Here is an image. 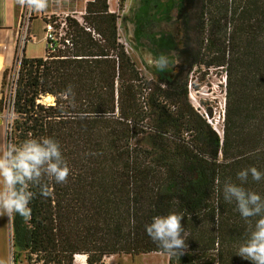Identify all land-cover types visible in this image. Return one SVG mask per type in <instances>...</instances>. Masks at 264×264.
Wrapping results in <instances>:
<instances>
[{
	"label": "trees",
	"instance_id": "trees-1",
	"mask_svg": "<svg viewBox=\"0 0 264 264\" xmlns=\"http://www.w3.org/2000/svg\"><path fill=\"white\" fill-rule=\"evenodd\" d=\"M173 5L145 1L134 16L136 40L178 54L172 69H156L155 82L142 77L118 44V17L107 0L87 2L82 22L66 18L61 48H45L39 59L16 57L8 100L0 97V114L11 109L6 142L50 137L69 168L64 183L45 177L47 197L30 189V217H10L16 258L74 264L80 255L86 264H101L111 256L163 254L168 264H251L238 249L258 217L242 218L235 202L224 200L223 187L229 180L241 185L243 169L264 172V0H178L181 49L174 36L147 32L149 11L161 12L156 21L163 22ZM204 41L205 66L225 73L221 135L188 101L187 77L203 64ZM69 85L73 94L61 95ZM47 98L52 101L44 103ZM142 138L149 150L134 144ZM241 186L264 198V179L249 174ZM170 212L184 216L186 249L179 256L145 231L154 216Z\"/></svg>",
	"mask_w": 264,
	"mask_h": 264
},
{
	"label": "clouds",
	"instance_id": "clouds-1",
	"mask_svg": "<svg viewBox=\"0 0 264 264\" xmlns=\"http://www.w3.org/2000/svg\"><path fill=\"white\" fill-rule=\"evenodd\" d=\"M21 6L34 11H43L48 6V0H18ZM145 62L159 70L174 66L175 60L169 56H153L151 52L144 53ZM69 85L61 95H72ZM251 175L254 181L264 179V172L256 167L243 169L237 173L241 185ZM69 175V168L62 157L59 143L50 137L30 138L17 145L8 141L0 145V212L9 216L19 214L23 218L31 215L29 204L35 193L30 189L39 187L40 195L47 197L49 191L45 181L54 179L56 183H64ZM226 181L223 187V198L226 202H235L241 217L249 220L258 217L238 249V255L251 264H264V198L243 186ZM181 213L170 212L167 215H157L145 226L146 234L158 244V247L169 255L179 256L186 249L184 228Z\"/></svg>",
	"mask_w": 264,
	"mask_h": 264
},
{
	"label": "rangeland",
	"instance_id": "rangeland-1",
	"mask_svg": "<svg viewBox=\"0 0 264 264\" xmlns=\"http://www.w3.org/2000/svg\"><path fill=\"white\" fill-rule=\"evenodd\" d=\"M69 3L71 0H67ZM76 2V0H73ZM161 1V0H160ZM165 1V0H162ZM174 5L171 11L167 15V20L163 22L156 21L157 18L153 19L147 26V32L158 37L162 34H170L179 41V49L182 48L183 30L181 25L175 19L177 2L178 0H171ZM78 9L72 8L65 12L68 14V18L75 19L82 22V16L84 15V8L88 0H79ZM108 9L111 13H114L117 17L116 31L118 37V44L124 49L126 54L130 57L135 67L145 80L155 82L156 75L155 71L157 68L149 66L144 60V53L151 52L153 56L160 54L169 56L171 60H175L178 63V54L175 52H161L153 47L147 40L140 39L136 40L134 37L135 30V18L138 8L142 3V0H124L120 3V0H107ZM25 14L23 22L21 23L22 38L17 40V55L21 57V50L23 42H25V33L27 31V24L30 8L25 6ZM193 30L190 33L193 44L197 43L194 28L196 23L200 22L198 12L193 14L190 18ZM31 29L30 35L35 37L36 40H40L43 36V24L40 21L30 20ZM26 56H41L45 50V44L36 42L33 38L26 39ZM25 42V43H26ZM199 43V42H198ZM198 46H200L198 44ZM201 56L198 58L200 66H195L192 72L187 77V89H188V101L190 102L193 109L199 113L206 122L215 131L221 132V126L223 122V114L225 110V96H226V80L224 69L219 68H207L205 65L208 63L206 54L208 53L207 43L204 41L201 44ZM18 64V63H15ZM13 65L11 69L7 71L5 78L0 81V97L1 95L5 100H8L12 81L15 79V72L17 65ZM174 66L164 69L169 71ZM166 76L172 78L174 73H167ZM51 98L45 99L44 103H50ZM207 110H211L213 117L207 116ZM0 122L6 127V124L11 122V109H4L3 113L0 114ZM216 126L215 129L214 127ZM134 144L143 149H150L149 143L146 138L138 139ZM17 250L12 252V264H28L25 255L20 254L16 258ZM14 260V262H13ZM101 264H168V256L163 254H147L138 256H111L103 258Z\"/></svg>",
	"mask_w": 264,
	"mask_h": 264
},
{
	"label": "crops",
	"instance_id": "crops-1",
	"mask_svg": "<svg viewBox=\"0 0 264 264\" xmlns=\"http://www.w3.org/2000/svg\"><path fill=\"white\" fill-rule=\"evenodd\" d=\"M78 1L79 0H76V2H74L71 0L69 3L67 0H48L46 9L39 12L31 10L29 16H31V20L40 21L44 27V23L49 16L54 14H66V10L74 7L78 9ZM90 1L92 0H88V2ZM145 1H147L148 6H152L158 3V1L165 3L166 0H142L136 15H139V11L141 7L144 6ZM25 13V6H21L18 0H0V81L3 71L11 69L15 64L17 40L18 37L19 39L22 38L21 23L23 22ZM149 14L150 18L153 19L159 18L162 15L161 12L152 10L149 11ZM30 29L31 22L28 21L25 39L33 38L36 42L44 43L46 47V43L43 39L44 34L41 36L40 40L37 41L35 37L30 35ZM27 43L28 42H23V52L21 56L24 55L26 59H39L44 57L45 52H43L41 56H26L25 51ZM5 131V126L0 122V145L6 143ZM9 220V215L0 212V264H12V230Z\"/></svg>",
	"mask_w": 264,
	"mask_h": 264
},
{
	"label": "built area",
	"instance_id": "built-area-1",
	"mask_svg": "<svg viewBox=\"0 0 264 264\" xmlns=\"http://www.w3.org/2000/svg\"><path fill=\"white\" fill-rule=\"evenodd\" d=\"M29 17L30 16H28V19ZM66 18H68L67 13L54 14L49 16L44 23L43 39L46 43L45 48H47L49 53H53L55 49L61 48V45L59 44V40L60 38L65 37V30L67 28ZM87 31H89V29H87ZM65 43L66 45L69 44L68 41H65Z\"/></svg>",
	"mask_w": 264,
	"mask_h": 264
},
{
	"label": "bare ground",
	"instance_id": "bare-ground-1",
	"mask_svg": "<svg viewBox=\"0 0 264 264\" xmlns=\"http://www.w3.org/2000/svg\"><path fill=\"white\" fill-rule=\"evenodd\" d=\"M214 128L217 129L216 126ZM218 133H221V132L219 131ZM85 259H86L85 256L78 255V256H76L74 264H85Z\"/></svg>",
	"mask_w": 264,
	"mask_h": 264
},
{
	"label": "water",
	"instance_id": "water-1",
	"mask_svg": "<svg viewBox=\"0 0 264 264\" xmlns=\"http://www.w3.org/2000/svg\"><path fill=\"white\" fill-rule=\"evenodd\" d=\"M32 9H30V11H31ZM25 43V42H24ZM22 52H23V50H21V54H22ZM214 130V129H213ZM215 131V130H214ZM218 135H221V133H218L217 131H215ZM10 217L11 216H9V219H10ZM10 221V220H9ZM74 259H75V257H74Z\"/></svg>",
	"mask_w": 264,
	"mask_h": 264
}]
</instances>
